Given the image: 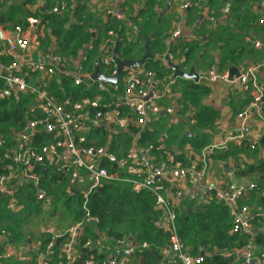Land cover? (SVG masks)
<instances>
[{"label": "trees", "instance_id": "16d2710c", "mask_svg": "<svg viewBox=\"0 0 264 264\" xmlns=\"http://www.w3.org/2000/svg\"><path fill=\"white\" fill-rule=\"evenodd\" d=\"M66 1L68 9H71L72 1ZM79 1L83 0H76V2ZM211 3H213V0H211ZM13 10L10 12L12 13V22L16 21L20 7H17V11ZM57 10L59 9H56L53 14L42 16L41 19L43 22L49 23L54 34L61 38L55 56L65 61L69 59L79 60L81 74L91 76L96 66H98L103 74L112 76L113 68H106L103 64L104 61H101L99 57L100 54L111 55L112 45L116 46L118 39V49L122 59L136 60L134 58L135 43L130 40L125 23L118 20L113 21L103 30V38L96 37L95 39L93 38V32L89 31L91 21H94V19L92 15L87 18L88 14L84 4L76 11L77 21H81L80 25L76 24L70 30L65 28L68 17L62 18ZM140 16L147 24L158 19L157 13L153 10L152 1L148 10L142 11ZM255 19L253 18V20ZM22 22V25H28L29 19L28 21L24 19ZM17 25L21 24L15 26L17 27ZM109 32H113L114 36L111 37ZM169 37V34L166 35L165 29H157L155 39L150 44L152 54L155 56L158 54L163 55L166 52V40ZM179 41V48L187 50L188 55L185 65H193V54L196 53L197 46L192 43L187 44L182 40ZM5 58L9 60L7 57ZM0 59L5 61L3 57H0ZM160 61L162 60L157 58L151 59L145 64V67L146 70L156 72L158 78H163L172 72L169 68L163 66ZM53 69H55L54 77L57 79L51 83L45 81V86L58 100L64 101L71 98L74 104H82L86 100L95 103L97 98L100 99L98 105L93 106L90 104L91 106L80 110L89 115L88 126L90 131L77 137V141L83 139L84 143L82 145L86 147H107L110 134L114 132V138L108 148V154L114 160L105 159L100 163L101 167L106 168L110 174H118L123 178L131 177L126 169L120 168L119 162H130V152L135 143H137L136 147L142 149V151L144 150L149 157L153 156L157 162L169 160V153L175 152V156L172 157V165H180L182 169L189 166L190 161L185 153H177V149L191 146L195 153H200L210 143V138L203 131L214 125L217 113L201 104L202 97L209 93V89L204 85L182 80L185 83L184 93L187 101L198 107L199 110L194 115L195 124L191 126L192 137L179 142L180 136L175 128H168V126L163 125L158 129L154 123L145 130L137 127L135 119L130 117V112L124 107L119 109V116L124 119L131 118L124 132H119L120 130L116 126L97 125V121L94 119L96 114L101 112L106 115L116 109L115 97L117 98L123 92L124 85L119 83L116 88L110 87V94H108L99 90L98 83L87 84L84 81L82 84L76 85L73 76H60L57 69ZM68 72L71 71L68 70ZM29 75L38 80L50 79L52 76L48 70L43 74V77L41 73L34 71H30ZM3 87L4 81L0 79V91ZM34 105L35 102L31 95H17L10 100L0 99V135L6 136L11 129L19 130L25 127L28 120L32 119V114L37 113L36 110L32 113L29 110ZM37 115L38 117L43 116ZM40 145H56V141L54 137L43 133L34 137V146L37 148ZM261 145L264 147V140ZM237 152L238 149L230 147L229 151L224 152V158L236 156ZM50 168H52L51 173L41 178L39 187L41 190L46 191V193L44 192L46 195L57 199L55 206L64 211L60 215L61 219L65 220L66 218L67 220L70 219L72 223L82 224V230L77 234L75 240L74 249L77 258L73 264H85L90 260L94 264H106L110 255L115 252V247L123 248L118 242L128 241L129 239H133L130 245H137V248L127 264H179L173 258L168 259L170 255L167 249L171 233L166 228L156 226L161 223L165 215L163 211L154 208L151 192L144 190L137 193L133 191L130 183L125 182L105 183L100 190L89 196L85 209L83 191L80 188L73 192L72 188L68 190L69 175L54 167ZM1 172H3V169L0 168ZM235 174L240 179H248L255 175L258 187L251 190V195L264 192V161L257 166H248L247 168L238 166ZM158 186L162 187L160 193L167 197V191L172 187L171 179H162L159 181ZM21 191L20 198L22 201L20 200V210L17 213H12L8 209L7 202L0 199V235L4 236L3 244L0 247V264H39L38 256L44 253L48 258L50 257V264L67 263L62 256V247L71 240V237L67 234L55 240H53V236L48 235L43 241V249L38 254L36 252L31 254L34 258L31 261L20 262L15 257L7 255L8 248L18 249L24 246V229L33 225L42 213L36 200V188L32 185H26ZM244 198H246V195L242 200ZM207 199L209 201L182 198L180 205L176 206L174 210L177 234L187 244L188 249L194 256H201V252L198 250L199 247H204L206 256H203L204 263L202 264H235L232 257L224 258L221 252L242 247L248 240L242 235H231L232 220L228 209L222 203L217 202L214 196H209ZM87 212L92 220L87 217ZM52 241L55 248L52 253L48 254L47 248ZM106 241L111 242L109 248L104 243ZM256 243L264 245V235H260ZM102 244H104V248ZM144 244L147 247H144ZM152 251L163 255L164 260L159 261Z\"/></svg>", "mask_w": 264, "mask_h": 264}, {"label": "crops", "instance_id": "0c3cea01", "mask_svg": "<svg viewBox=\"0 0 264 264\" xmlns=\"http://www.w3.org/2000/svg\"><path fill=\"white\" fill-rule=\"evenodd\" d=\"M71 1V9H68V3L66 0H0V3L2 4L0 7V27L7 31L4 40L0 36V57L5 59V61H2L3 65L0 64V70H3L5 67L11 65L15 60L12 53V45L15 42V25H22V21L24 19L27 21L28 19H36L38 24L33 27H30L29 24L22 26L17 25L24 29V32H26L32 42L31 46L26 51L20 52L19 63L25 68L26 65L31 63L46 64L44 69L36 71L41 73L42 77L47 70L49 71V74L52 75L50 79H40V82L44 85L45 81H47V83H51L57 79L54 77L55 69L53 68L57 69L60 76H62V73L59 72L60 70L58 67H62V65L65 66L66 71L70 70V73L75 74L77 72V69L80 67L79 60L67 59L68 61H65L63 59L60 64L55 62L53 59V57H56L55 52H57L58 42H60L61 38H58L54 34L49 23L43 22L41 17L50 15L51 13L53 14L56 9H59L57 10L59 11V16L62 18H65L66 16L68 17V22L65 25V28L66 30H70L74 25H80L81 23V21H77L76 12L75 22L70 23V18L73 14V7L77 6L76 11H78L84 4L88 14L87 18H90L92 15V18L94 19V21H91L89 31L93 32V38L95 39L96 37L99 39L103 38V30L113 21L118 20L125 23V27L128 30L127 34L130 40L135 43L134 58L136 60L141 59L145 54L144 43L136 39V34H132L133 31L130 18L135 19L136 25L142 28L143 34L146 36H151L154 33L156 34L157 29L163 28L166 30V35L169 34L170 37L166 40V52L163 55H156V58L162 60L161 58H163L170 48H172V54H170L172 62L180 64L185 62L188 54L186 53L187 50L179 48V40H182L187 44H195V46H197V51L193 54V65L184 66L188 68L187 70H189L191 66H195L196 73L206 80L205 82L198 83L199 85H204L209 89V93L202 97L203 99L201 104L217 113L214 125L203 131V133L210 138V143L202 151H200V153H195L191 146H186L180 150L175 149L179 154H186L190 161V165L185 168V170L189 171L182 180L183 196L181 198H176L173 188V186H176V183L171 181L172 187L168 190L167 200L168 203L171 204L172 210H175L176 206L180 205L182 198L209 201V199L203 197L202 195V187L199 186L197 181L198 172L205 173L206 184L214 185L221 190L228 189L231 185H237L233 181V176H235L238 182L246 181L254 183L257 188V177L255 175L249 177L248 179H240L237 178L235 171L238 166L247 168L248 166H257L260 162L264 161V147L261 145V142L264 140V122L259 117L257 110L250 111L246 122L243 123V120L240 119V115L251 106L254 100L255 91L251 88L249 90L244 89L239 84L234 83V80L240 77L244 68L251 66L260 67L257 78L263 94L262 113L264 114V48L257 49L254 46L255 40L261 41L264 44V25H259L257 23V20L264 16V0H226V2L224 0H213V3H211V0H186L187 2L192 3V7L188 10H182L180 4L174 2L173 0ZM151 1L153 4V10L158 15V19L154 21L152 20L150 24H147L140 16V13L148 10ZM170 3H172V6ZM17 7H20V12L16 16V21L12 22V13L10 12L12 9L17 11ZM61 7L63 10H61ZM228 8L229 11L227 13ZM118 16H121V19L118 18ZM253 18L256 19L253 20ZM176 30L181 31V36L177 39H172V34L175 33ZM109 35L113 37L114 33L109 32ZM171 43H173V47L171 46ZM112 47L111 52L115 46L112 45ZM107 57L113 58V55L111 54L106 56L104 54H100L99 59L104 61ZM160 62H162L163 66L167 68L164 60ZM141 69L146 70V67L144 66ZM232 69H237L239 74V76L235 77L232 81L220 79L212 82L210 79L206 78L212 71L216 72L220 77L228 76L229 78V72ZM146 71H151L155 74L156 90H164L167 86H169V93L166 94L160 105L164 110L168 108L173 109L174 111L173 114H168V117L159 115L150 118L146 129L150 128L154 122L159 120L157 117L170 118L171 123L168 124V128L171 127L176 129L177 134L180 136L179 142L192 137L191 126L195 124L194 115L199 109L187 101L184 93L185 83L182 82L184 79H175L174 81L173 73H170L163 78H158L156 72L152 70ZM35 79L37 80V78ZM190 82L194 83L193 81ZM171 83L172 85H170ZM190 107H192L191 112L188 114ZM29 110L31 113L35 110L37 111V113L32 114V119L28 120V123H33L31 128H34L37 121L41 118L38 117L37 114L42 116V112H40L41 110L37 108L36 103L34 106H31ZM244 125L250 130V139L252 140H250L249 143H245V145H238L232 140V138L237 135L239 131H241ZM23 128H20L19 130L11 129L9 134L6 136L0 135V144L3 142L5 144L4 146H0V168L3 169L0 176L10 172V166L13 165L10 162L11 157L13 154H17L19 152V145L22 140L20 135L24 131ZM119 130V132H124L126 127L119 128ZM142 130H145V128ZM186 134H191V136H187L185 139H182ZM111 143L112 142L110 141L109 145L106 147L107 151ZM224 143L227 144L225 149H216L211 154L208 153L207 150L211 148V146H220ZM32 144L34 146L33 141ZM136 145L137 143L134 145L136 148L135 150H137L140 154H145V156L148 155L144 152V150L142 151V149L136 147ZM48 146L49 145H40L37 149L42 151ZM230 147L238 149V152L236 156L228 157L226 159L224 158V152L229 151ZM169 154L171 160L172 157L175 156V152H170ZM51 169L52 168L47 166H39L38 185H35L36 182L32 183L25 181L24 179H20V181H16L18 186H16L15 193L8 195L7 197L0 196V199H4V201L7 202L8 209L13 213V203H15L16 208L20 206V193H22V188L26 185H32L36 188L37 200L39 191H44L46 193L45 190H41L39 187L41 178L49 175L51 173ZM68 175L70 178L68 181V190L72 188L73 192L80 187H78L74 177L71 174ZM80 189L82 190V188ZM250 192L251 190L247 191V194H245L246 198L241 200L240 204L249 208L251 217L253 218L252 241L255 245V256L257 257L264 252V245L256 243L257 238L260 235H264V192L256 195H251ZM196 194H198V196L193 197ZM37 202L40 205L42 213L34 221L33 225L24 229V246L18 249L9 248V257H15L20 262H23V259L18 258L20 254L21 256H25V261L33 260L34 258L31 254L34 252L38 254L40 250L43 249V241L48 235L53 236V240H55L56 238L66 234L70 228L81 224L72 223L70 219L67 220L65 218V220H63L60 218V215L62 214L59 213L58 210L61 208L55 206L57 202L55 197L47 195L45 200L41 202L37 200ZM217 202L220 201L217 200ZM220 203L228 209L233 226V216L229 205L224 202ZM45 226H47V228H45ZM28 228L30 229L29 234H31V236L27 233ZM48 231L52 234L48 233ZM230 234L234 235L232 232ZM3 238L4 236L0 235V247L3 244ZM131 241H133V239H129L127 242L131 243ZM104 243L108 245L107 248L111 246L110 241H106ZM102 245L104 248V244ZM54 248L55 244L52 241L47 248L48 254L52 253ZM240 248L241 247L223 251L221 252V255L224 256V258H229V254ZM114 250L115 252L110 255V258L119 251V248L115 247ZM198 251L201 252V255L206 256L204 247H199ZM14 252H16V254H14ZM38 258L46 259V261L50 264V257L48 258L45 253L39 254ZM232 258L235 264H242L241 260L235 257ZM168 259H171V257H168ZM41 264L46 263L41 261ZM261 264H264V262Z\"/></svg>", "mask_w": 264, "mask_h": 264}, {"label": "built area", "instance_id": "2783aa9c", "mask_svg": "<svg viewBox=\"0 0 264 264\" xmlns=\"http://www.w3.org/2000/svg\"><path fill=\"white\" fill-rule=\"evenodd\" d=\"M173 1L180 4L182 10H188L192 7V3L186 0ZM118 18L121 19V16H118ZM37 24L38 21L36 19L29 20L30 27ZM258 24L264 25V16L259 19ZM14 32L15 42L12 45V53L15 60L11 65L0 70V79L4 81V87L0 91V99H11L14 95L19 94L31 95L34 97L36 106L41 110L40 112H42L43 116L37 121L35 126L33 125L34 128H31L33 124L31 122L27 123L23 128L24 131L20 135L22 140L19 145V152L13 154L11 157L10 162L13 165L10 166V172L0 176V196L7 197L15 193L16 186H18L16 181H20V179L32 183L36 182L35 185H38L39 166L54 167L61 172L71 174L77 182L78 187L82 188L85 197V209L89 196L95 191L100 190L105 183H130L133 191L137 193L144 190L151 192L154 200V208L164 212V218L156 226L166 228L171 233L170 243L167 249L170 257L178 261L179 264L204 263L203 256L192 255L187 244L178 236L175 212L168 203L167 197L160 193L162 187L158 186L159 181L162 179H171L172 182L174 181L176 183V186H173L176 198H181L183 196L182 180L189 170L182 169L180 165H172L173 159L157 162L153 156L149 157L148 155L140 154L135 150V147L130 152L129 163L127 161L119 162L120 168L126 169L131 177L123 178L118 174H110L106 168L101 167L100 163L105 159L114 160L108 154L106 146L86 147L82 145L84 143L83 139L77 141V137L90 130L88 126L89 115L80 110L91 106L90 104L93 106L98 105L100 99L97 98L95 103L86 100L82 104H74L71 98L65 99L64 101L55 98L40 80L33 79L29 75L30 71L36 72L44 69L46 64L31 63L26 65L25 68L19 63L20 52L26 51L32 42L22 27L17 26ZM6 33L7 31L0 27V36L3 40L6 37ZM180 36L181 31L176 30L172 34V39H177ZM254 46L257 49L264 48V44L261 41L255 40ZM53 59L60 64L63 61L60 57H53ZM170 59L172 60L171 56ZM0 64L3 65L1 59ZM103 64L106 68H113L112 76L116 74L117 67L113 63L112 58L107 57ZM62 67L64 71H59L62 73V76H73L76 80V85L82 84L85 79H90L91 77L90 75L85 76L81 74L80 68L77 69L75 74H72L66 71L65 66L62 65ZM259 69V66L246 67L241 72L240 77L234 80V83L239 84L244 89L249 90L251 88L255 91L251 106L240 115L243 123L247 121L251 110H257L259 117L264 122V114L262 113L263 94L257 78ZM206 78L212 82L220 79L229 81L228 76L220 77L213 71ZM123 79L125 80L124 90L117 98L115 97L116 109L106 115L101 112L97 113L94 118L97 121V125H112L119 128L128 127V122L131 118L124 119L119 116V109L122 107L130 112V117L135 119L136 126L141 129H146L149 119L154 116H159L162 112L166 111L167 114H173V109L167 108L164 110L160 105L166 94L169 93V86L164 90H156V76L153 72L146 71L145 69H133L129 70V72L127 71ZM98 84L100 91L110 94L109 88L111 86L101 83ZM191 108L188 110V114L191 112ZM43 133L54 137L56 145H49L44 150L39 151L33 146L32 141L34 142L35 136L42 135ZM113 133L110 134L108 143L114 138ZM250 137V130L244 125L232 140L236 144L241 145L249 143L252 140ZM2 145H5L4 142L0 144V146ZM226 146V143L220 146L214 145L207 151L211 154L216 149H225ZM197 181L199 186L202 187L203 197L208 198L209 196H214L218 201L229 205L233 216L232 234L242 235L248 238L244 246L229 254L228 257H235L241 260L242 264H251L253 260L256 261V264L264 262V252L257 257L255 256V245L252 241L253 218L251 217V212L248 207L240 204L247 191L256 189V185L247 182L242 185H231L230 188L221 190L214 185L206 184L204 172L197 173ZM195 196H198V194L193 197ZM46 197L47 195L44 191H39L37 200L41 202ZM12 208L14 209L13 212L20 210V206L16 208L15 203H13ZM87 217L92 220L88 212ZM81 227L82 224L72 227L66 232L71 237V240L62 247V256L67 261L65 264H73L76 261L77 257L74 245L76 236L81 231ZM48 233L52 234L50 231ZM118 243L123 248L119 249L115 255L109 258L106 264H127L137 248V245H130L126 240ZM144 247H147V245L144 244ZM7 255L10 256L9 248L7 249ZM41 261L49 264L46 259L39 258L38 263L41 264ZM85 264H94V262L90 260Z\"/></svg>", "mask_w": 264, "mask_h": 264}, {"label": "water", "instance_id": "95a60500", "mask_svg": "<svg viewBox=\"0 0 264 264\" xmlns=\"http://www.w3.org/2000/svg\"><path fill=\"white\" fill-rule=\"evenodd\" d=\"M224 1L226 2V0H224ZM170 5L172 6V3H170ZM76 8H77V6L73 7V14L71 15V18H70L71 22L70 23H73L76 20L75 19ZM228 11H229V8L227 10V13H228ZM130 22L132 24V31L134 34H136V39L138 41H141L144 43V51H145L144 56L139 60L122 59V56H121L119 49H118L119 40H117L116 46L112 51V55H113L112 60H113V63L117 67L116 74L114 76L105 75L100 71L99 67L96 66V69L93 72V74L91 75L90 79H85V82L87 84L101 83L103 85H109L111 87H116L117 84L119 83L121 77L123 75H125L128 70L141 69L145 66V64L149 60L156 58V56L154 54H152V52L150 50V44L155 39L156 34L154 33L151 36H146L143 34L142 28H140L136 25L134 18H130ZM93 36H94V34H93ZM171 46L173 47V43H171ZM170 54H172V48H170V50L167 52V54L161 59L166 62L167 68H169L171 70V72L173 73V79L174 80L175 79H184V80L193 81L194 83H197V84L200 82L206 81L198 73H196V67L195 66H191L190 69L187 70L188 68H186L184 66L185 62H182L180 64H176L175 62H172V60L170 59ZM58 68L60 71H64L63 67L59 66ZM237 76H239L237 69L230 70V72H229V80L230 81L234 80V78ZM159 115L168 117V114L166 112H162ZM187 136L190 137L191 134H186L185 136H183L182 139H185ZM233 181L235 182V184H246L247 183L246 181L238 182L236 180L235 176H233ZM45 228H47V226H45ZM152 253L159 261H163V258H164L163 255H159L155 251H152ZM201 256H203V255H201ZM251 264H256V261L253 260Z\"/></svg>", "mask_w": 264, "mask_h": 264}, {"label": "rangeland", "instance_id": "374dc122", "mask_svg": "<svg viewBox=\"0 0 264 264\" xmlns=\"http://www.w3.org/2000/svg\"><path fill=\"white\" fill-rule=\"evenodd\" d=\"M124 76V75H123ZM123 76H122V79L120 80V85L121 84H123L124 85V79H123ZM119 84V83H118ZM171 123V121H170V118H160L159 120H157L156 122H154V125L158 128V129H160V127L161 126H163V125H166V126H168V124H170ZM58 212L59 213H63L64 211L62 210V209H59L58 210ZM29 231H30V229L28 228V231H27V233L29 234ZM29 236H31V234H29ZM24 250V249H23ZM19 252V251H18ZM14 254H16V252H14ZM13 256H15V255H13ZM23 257V258H22ZM19 259H23L22 261H25V256H21V254L19 255V257H18ZM18 260V259H17Z\"/></svg>", "mask_w": 264, "mask_h": 264}]
</instances>
